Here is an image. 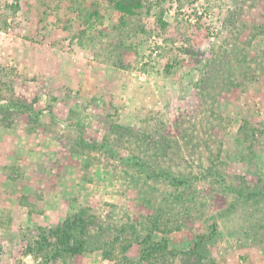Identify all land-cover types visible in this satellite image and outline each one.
<instances>
[{
  "label": "rangeland",
  "instance_id": "rangeland-1",
  "mask_svg": "<svg viewBox=\"0 0 264 264\" xmlns=\"http://www.w3.org/2000/svg\"><path fill=\"white\" fill-rule=\"evenodd\" d=\"M144 1L0 0V264H264V0ZM83 211L82 255L29 252Z\"/></svg>",
  "mask_w": 264,
  "mask_h": 264
},
{
  "label": "trees",
  "instance_id": "trees-1",
  "mask_svg": "<svg viewBox=\"0 0 264 264\" xmlns=\"http://www.w3.org/2000/svg\"><path fill=\"white\" fill-rule=\"evenodd\" d=\"M108 1L109 3L114 5L113 7L115 11L125 16H134L137 12H139V10L143 9L146 6L144 0ZM19 109L23 112H30L29 108L24 105L21 106ZM123 138L126 139V136H123L121 140ZM170 144L172 145V143ZM167 153L168 155H170L169 152ZM132 159L134 160L132 165L135 170V173L142 179H144V176H147L149 179H152V177L159 176L163 173L162 170H154V168H152L151 166L153 164L149 161L139 159L137 158V156ZM165 177L167 181L172 180L171 183L174 184V187L177 188V191L180 189V186L186 185L188 183L187 181L184 182V180L179 179V176H174L173 174L170 175L166 173ZM152 204L153 202H147L148 207H151ZM147 221H149L150 224H153L151 228L152 230L154 228L158 229V220L155 219L153 222L151 219H148ZM89 226H91L90 220L87 219L86 212L83 211L77 213L74 216L70 217L68 220H66V222H64V224H62L58 228L45 231L41 236L40 240L37 241L34 245L29 246L28 250L30 253L33 254L46 252L45 261L47 263L53 258H57L58 256L61 257L64 255H82L86 251L88 246L93 244L92 239H94V236L92 232H90ZM144 226L147 227L146 224H143V229ZM150 226L148 225V227ZM142 239L143 240L139 243V245L142 246V250L140 253L141 261L146 264H158L157 261H159V259L157 256L161 253H166L168 251V240H164L165 243L162 246V243L154 244V242L152 241V234L145 235ZM131 247L132 245L129 244L128 246L124 247V249L125 251H129Z\"/></svg>",
  "mask_w": 264,
  "mask_h": 264
}]
</instances>
